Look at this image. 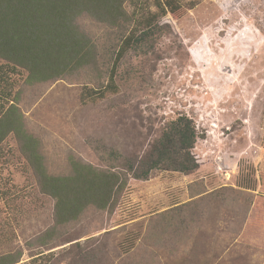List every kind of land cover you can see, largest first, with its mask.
Instances as JSON below:
<instances>
[{
  "label": "rangeland",
  "instance_id": "1",
  "mask_svg": "<svg viewBox=\"0 0 264 264\" xmlns=\"http://www.w3.org/2000/svg\"><path fill=\"white\" fill-rule=\"evenodd\" d=\"M190 1L195 7L182 18L164 16L152 37L127 53L118 94L80 102L84 84L107 83L112 56L103 51L97 69L52 82L28 84L20 69L6 108L16 106L54 174L69 172L71 156L107 167L118 154L140 155L180 115L191 118L198 133L193 167L132 179L113 213L89 209L59 237L41 243L54 224V201L40 192L10 133L0 143V255L21 250L16 264H97L85 250L102 241L112 264H264V0L181 3ZM143 5L157 9L153 0ZM81 22L99 48L110 42L115 50L119 31ZM231 187L242 188L241 196ZM224 189L232 200L223 197ZM192 201L198 202L189 216L184 206ZM163 212H169L166 225L189 216L176 220L184 225L178 236L171 227L164 231L165 241L153 232L164 223L155 218ZM129 247L135 248L126 258ZM38 252L44 255L29 258Z\"/></svg>",
  "mask_w": 264,
  "mask_h": 264
},
{
  "label": "trees",
  "instance_id": "2",
  "mask_svg": "<svg viewBox=\"0 0 264 264\" xmlns=\"http://www.w3.org/2000/svg\"><path fill=\"white\" fill-rule=\"evenodd\" d=\"M144 1L0 0V143L8 134L16 135L19 149L29 164L40 192L54 201V224L40 236L38 241L41 243L59 237L64 228L80 221L89 209L113 213L132 179L147 180L156 171L182 172L193 167L191 154L198 133L192 119L180 115L169 122L161 135L140 155L118 154L114 158L116 162L107 167L71 156L69 172L54 174L45 164L39 140L26 130L16 106L13 104L6 108L15 87L12 76L20 69L27 72L25 81L28 84L52 82L91 67L97 69L99 54L103 51L112 56L107 83L98 87L84 84L80 102L83 105L96 104L118 94V70L127 53L152 37L159 29L161 18L171 14L180 19L195 7V1L183 5L181 0H153L157 7L153 12L143 5ZM131 3L135 7L128 10L127 6ZM81 20H95L111 30L119 31L121 38L115 44V50L111 53L110 42L102 43L99 48L98 41ZM228 190L238 197L243 192L238 187ZM228 190L224 189L222 193L226 201L232 200L234 195H230ZM204 193L206 191L199 194ZM237 196L235 202L238 204ZM261 198L263 207L264 198ZM197 202L192 201L184 206H190L187 210L189 216ZM188 213L181 214L171 223L169 220L167 225L169 212L158 213L156 224H162L161 220L164 223L156 225L153 232L163 234L171 227L174 237L178 236L180 227L184 225L178 226L176 220L184 223L185 217H189ZM161 238L165 241V234ZM98 244L85 250L88 259L95 260L97 264H112L104 255L107 249L105 243L100 241ZM134 248H126L127 256L124 257L128 258ZM43 255L38 252L29 255V258L33 260ZM22 256L21 250L5 253L0 255V264H16Z\"/></svg>",
  "mask_w": 264,
  "mask_h": 264
}]
</instances>
